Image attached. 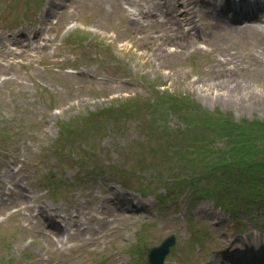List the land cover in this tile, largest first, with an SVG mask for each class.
Instances as JSON below:
<instances>
[{
	"label": "rangeland",
	"instance_id": "obj_1",
	"mask_svg": "<svg viewBox=\"0 0 264 264\" xmlns=\"http://www.w3.org/2000/svg\"><path fill=\"white\" fill-rule=\"evenodd\" d=\"M161 2L0 0L1 42L16 45L35 34L54 38L45 49L0 55V264H147L149 248L169 234L177 235V244L167 264H217L216 248L241 245L232 217L213 202L192 208L185 196L161 202L158 195L166 192L161 185L141 195L106 172L96 173L93 161L84 160L81 168L67 145L62 153L54 149L61 124L117 108L152 85L190 99L193 112L219 110L235 121L264 122V68L252 61L259 52L264 55L258 34L232 30L214 37V21L201 10L195 32L205 40H192L198 42L196 49L177 50L175 40L161 42L159 36L174 39L175 20L187 16L176 13L165 19ZM128 8L141 10V16L158 12L163 30L158 32L155 19L145 17L143 24L133 20ZM47 11L52 13L46 21ZM55 18L53 30L41 31ZM154 32L158 39H149ZM167 49L173 55L166 56ZM63 67L76 74L65 73ZM222 79H236L239 90L230 95L226 86L220 87ZM173 120L174 115L168 116ZM120 122L123 129L107 128L97 135L98 162H118L116 149L137 137L136 126ZM116 196L130 202L123 203L125 214L109 211L110 206L120 207ZM48 206L64 217L81 214L85 220H78L86 232L70 236L67 243L61 237H43L37 231L41 222L34 217L36 208ZM111 216L117 219L110 221ZM257 217L264 222V210ZM194 234L202 237V246L192 243Z\"/></svg>",
	"mask_w": 264,
	"mask_h": 264
},
{
	"label": "trees",
	"instance_id": "obj_2",
	"mask_svg": "<svg viewBox=\"0 0 264 264\" xmlns=\"http://www.w3.org/2000/svg\"><path fill=\"white\" fill-rule=\"evenodd\" d=\"M171 103L169 97L160 94L133 98L122 105L125 111L130 107L128 116L141 118L139 125L148 135L147 156H142L141 166L144 165L147 172H155L166 184L171 183L170 188L179 182L204 180L211 187L207 188V193H215L222 204L233 202L235 206H250L260 199L264 189V122L235 121L219 110L196 112L190 118H179L181 123L184 119L187 129L167 132L176 133L177 139L187 132L180 143L171 144L159 125L169 112L164 105ZM159 110L165 112V116L161 115L163 118L157 116ZM114 122L113 117L107 121L100 118L97 123L93 120L92 125L95 128H103L105 124L114 127ZM75 124L63 126L62 137L79 131L78 123Z\"/></svg>",
	"mask_w": 264,
	"mask_h": 264
},
{
	"label": "bare ground",
	"instance_id": "obj_3",
	"mask_svg": "<svg viewBox=\"0 0 264 264\" xmlns=\"http://www.w3.org/2000/svg\"><path fill=\"white\" fill-rule=\"evenodd\" d=\"M167 5L170 3L169 1H166L165 2ZM162 9H163V15L165 18H170L173 17V16H176L175 14L178 12V9H174V8H168V7H164V6H161ZM144 12V11H143ZM142 15V13H140ZM152 19H154V17H151ZM175 24H174V29H175V38L174 39H171L169 38L168 36H166V34L164 35H157V32H154V35H149V39H151L153 37L154 40L158 39V38H155L156 36H159V39L161 42H170V41H176V49L179 50V48L181 49H190V48H194L196 49V43H193L192 39L185 33H183V25H182V22L180 20L179 17H177V20H175ZM157 25H160V29L158 30V32L160 33L162 30H163V27L161 25H163L162 22H158L156 21ZM232 24H225V23H219V22H216L215 24H213V33L212 35L215 37L216 36V33L218 32H223V31H232V30H235L236 32H239V33H242L241 31L237 30V29H233V27L231 26ZM242 30H246L244 33L246 34L248 31L249 32H258L257 30H247V29H242ZM174 35V33H172ZM258 36L260 37L259 39V43L263 45V49H264V37L261 33L258 34ZM184 39H187V42L184 41ZM145 41H148L145 39ZM189 41V43H188ZM163 44V43H161ZM166 56H170V55H173L171 52H169V50L167 49V53L165 54ZM252 61L253 63L259 67V68H264V55L262 53L259 52V54H256L255 56L252 57ZM228 76V74H227ZM5 80H8V79H5ZM228 82V83H227ZM232 82V83H231ZM234 83H236V79H233V81H230L229 79H222V81L219 83V85H221L220 87L222 86H226L227 87V91L226 92H229L230 95H232L235 91H238L239 90V86H238V83H236L237 85L236 86H232ZM214 88V87H213ZM217 88V87H216ZM225 92V93H226ZM258 103V102H257ZM256 103V105H257ZM40 212H41V209H40ZM42 213L46 216V218L49 220H52V221H57V218L58 216L48 210L47 208H42Z\"/></svg>",
	"mask_w": 264,
	"mask_h": 264
},
{
	"label": "water",
	"instance_id": "obj_4",
	"mask_svg": "<svg viewBox=\"0 0 264 264\" xmlns=\"http://www.w3.org/2000/svg\"><path fill=\"white\" fill-rule=\"evenodd\" d=\"M173 243H174V240L170 238V239H167L159 249H154L151 252V256H150L151 260L153 261V258H154V255H152L153 252L159 251V252H162V254L164 255L169 250V248L173 245ZM163 255L160 259L161 262L163 261V258H164Z\"/></svg>",
	"mask_w": 264,
	"mask_h": 264
}]
</instances>
